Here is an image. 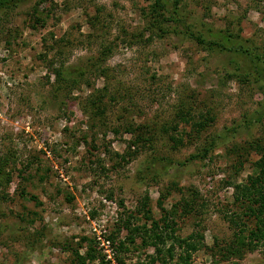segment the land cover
Here are the masks:
<instances>
[{"label": "rangeland", "instance_id": "rangeland-1", "mask_svg": "<svg viewBox=\"0 0 264 264\" xmlns=\"http://www.w3.org/2000/svg\"><path fill=\"white\" fill-rule=\"evenodd\" d=\"M179 1L189 22L237 33L258 56L151 33L141 13L146 0H27L0 11V175L10 173L0 182V264H83L68 247L82 234L95 236L105 255L84 264H116L101 239L116 232L119 217L139 216L143 201L156 218L176 205L179 235L202 231L208 248L193 251L188 264H264V241L241 257L210 248L231 237L224 215L239 209L234 183L258 168L251 147L241 165L231 148L264 140V114L257 119L264 113V0ZM140 31L148 38L131 40ZM52 64H61L59 78ZM180 103L194 119L206 118L202 132L190 133L191 120L176 124ZM139 123L154 133L135 148L129 128ZM162 125L182 140L173 144ZM216 134L223 135L205 158L190 156ZM183 198H195L196 207L185 212ZM117 234L123 239L126 231ZM126 243L117 252L121 264L148 263L152 245L140 236Z\"/></svg>", "mask_w": 264, "mask_h": 264}, {"label": "trees", "instance_id": "trees-1", "mask_svg": "<svg viewBox=\"0 0 264 264\" xmlns=\"http://www.w3.org/2000/svg\"><path fill=\"white\" fill-rule=\"evenodd\" d=\"M25 1L27 0H0V11L19 5ZM146 1V5L141 7V13L145 18L146 30H150L151 33H164L167 31L182 33L205 49H225L229 53H236L240 56H251L248 57L249 59L258 56L252 53L250 48L240 41L237 33L234 34L230 31L223 33V31H218V33L213 34L214 32L210 27H207L206 30H202L197 27L196 23L189 22L182 7L179 5V0ZM34 14H36V12H34ZM35 18L39 19L40 15H35ZM211 31L213 33H211ZM130 35L131 40L135 38L136 42L144 41L148 38L147 36L144 37V31H140L136 34L132 33ZM224 36H226L225 39H227L228 44H225L223 41ZM55 45L56 44L53 43L51 47ZM108 49L109 48L102 49L101 55L97 57L98 62L104 59L103 56H105V52ZM61 64L51 65L53 72L58 78L61 76V68H59ZM238 68H240V65ZM182 105L183 104L180 103L176 110V117H178L176 124L180 119L186 120L187 122L191 120L192 125L190 133L194 135L199 134L208 124L206 123V118L194 119V116L187 112V110L183 111ZM262 114L264 113H259L258 116L260 117L257 119H260ZM244 122L248 123V119ZM135 126L136 127L131 129L129 127L127 128L133 131L134 137L131 142L136 145V148L139 143L141 146L147 139L152 140L154 130L151 131L150 126L144 123H139ZM162 130L168 133V129L164 125H162ZM221 135L223 134H216L214 137L211 136L206 139V142L202 144L198 152L192 153L190 156L205 158L211 148L215 146L216 139ZM168 139L172 141L173 144L182 140L181 137L173 133H168ZM246 146L251 147V149L259 155L257 158V172L249 174L245 182L234 183V200L239 203V209H234L229 214L225 213L224 215V218L228 221L232 229L231 237L223 240L222 243H217V239H214V243L210 246L211 250L216 249L218 254L226 258L241 257L245 251L256 248V246H259L260 243L264 241V140L259 137L247 140L246 144H234V148L232 147L231 150L236 155V162H238V165H241L243 162L242 156L245 153ZM167 164L168 161L165 163L163 162L162 165H157V167L155 166L153 172L160 173L161 168H165ZM149 167L152 168L153 164L151 163ZM3 173L2 176L0 175V182L4 175L7 181L10 178L9 171H4ZM21 192L27 194L24 190ZM29 196L34 198L35 194L29 193ZM195 204V198H183L181 202V205L185 208V212L194 209L196 207ZM145 206L146 202L143 201L141 207L137 209V212L140 213L139 216L130 211L126 216L119 217L114 224L116 232L110 231V233L104 235L103 239L108 241V246L114 256L116 264H121L123 262L122 257L118 256L117 252L127 250L128 244L126 241L134 243L135 236H140V243L142 245L150 244L154 247V253L149 255L147 264H152L156 261L159 262V264H188L193 251L208 248L204 239V234L199 229L192 230L182 236L176 233V229L178 228L175 220L177 213L175 209L176 205H174L175 208H172L171 211L162 214L158 218L153 217L150 209ZM90 214L93 216L95 211L92 209ZM136 219L141 220L136 221ZM120 229L126 231V235L123 239L117 237V233ZM83 242H85L86 250L83 255H78V247L82 246ZM98 242L95 236L90 237L82 234L78 237L76 245L68 243V247L70 246L72 248L73 252H75L76 256L79 258V261L83 264L85 259L93 260L98 256L100 257V261L103 262L105 255L99 252ZM175 243L178 245L179 250L175 249ZM107 262L109 263V259H107Z\"/></svg>", "mask_w": 264, "mask_h": 264}, {"label": "built area", "instance_id": "built-area-1", "mask_svg": "<svg viewBox=\"0 0 264 264\" xmlns=\"http://www.w3.org/2000/svg\"><path fill=\"white\" fill-rule=\"evenodd\" d=\"M99 239H100V236H99ZM101 243H102V244H105V243H106V245H107V244H108V241L102 238V239H101Z\"/></svg>", "mask_w": 264, "mask_h": 264}]
</instances>
